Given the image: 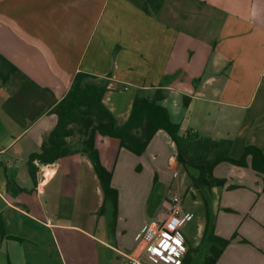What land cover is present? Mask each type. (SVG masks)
<instances>
[{
  "label": "crops",
  "instance_id": "crops-1",
  "mask_svg": "<svg viewBox=\"0 0 264 264\" xmlns=\"http://www.w3.org/2000/svg\"><path fill=\"white\" fill-rule=\"evenodd\" d=\"M137 1L0 0V55L36 85L0 79V264H149L136 234L166 218L171 195L193 214L181 264L200 246L204 205L163 131L141 156L96 137L118 191L114 231L98 214L103 195L86 156L34 162L30 175L77 73L106 81L103 103L119 124L137 94L162 91L179 135L227 140L233 159L248 146L264 154V0H161L156 10L159 0ZM213 174L226 180L211 191L215 234H237L216 264H264L260 177L227 163Z\"/></svg>",
  "mask_w": 264,
  "mask_h": 264
},
{
  "label": "trees",
  "instance_id": "trees-1",
  "mask_svg": "<svg viewBox=\"0 0 264 264\" xmlns=\"http://www.w3.org/2000/svg\"><path fill=\"white\" fill-rule=\"evenodd\" d=\"M156 1L148 0L151 5ZM160 1L155 10L158 9ZM133 2L139 4L137 0ZM144 4L146 0L143 1V8L147 9ZM1 67L6 68V75ZM8 74L17 75L24 83L36 87L0 55L2 83L6 82ZM106 92L105 80L85 73L75 75L66 95L51 110L57 117L54 129L43 142L40 151L31 155L28 160L30 175L34 177L37 173L34 162L50 165L67 156H86L103 195L98 214L109 213L110 229L114 231L118 211V191L111 184L112 171L105 168L101 162L96 147V137L113 138L119 142L121 148L141 156L155 133L163 131L175 145L176 160L186 170L192 188L199 194L204 205L205 223L201 243L193 252L198 251L201 246H206L208 255L204 258L203 264H216L237 234L230 239L215 234V213L212 208L211 191L213 188L223 187L226 180L216 178L213 174L214 169L221 163L249 168L260 177L264 192L263 152L255 146H248L239 158L233 159L229 156L230 142L227 140L215 141L189 131L184 136L179 135V126L171 121L167 109L160 104L164 97L162 91L156 92L152 98L137 94L132 101L126 122L119 124L103 103ZM184 106H187L185 100ZM189 260L186 254L183 262L188 263Z\"/></svg>",
  "mask_w": 264,
  "mask_h": 264
},
{
  "label": "built area",
  "instance_id": "built-area-1",
  "mask_svg": "<svg viewBox=\"0 0 264 264\" xmlns=\"http://www.w3.org/2000/svg\"><path fill=\"white\" fill-rule=\"evenodd\" d=\"M168 214L136 234V240L142 245L144 258L149 264H181L188 252V245L181 230L193 220V214L184 211L181 200L171 195L166 201ZM130 264H140L132 261Z\"/></svg>",
  "mask_w": 264,
  "mask_h": 264
},
{
  "label": "rangeland",
  "instance_id": "rangeland-1",
  "mask_svg": "<svg viewBox=\"0 0 264 264\" xmlns=\"http://www.w3.org/2000/svg\"><path fill=\"white\" fill-rule=\"evenodd\" d=\"M113 56L116 52V48L114 47L113 50ZM191 223L188 224L186 227L190 228ZM185 231L187 230L186 228L184 229ZM192 234L194 235V231L192 230ZM208 255L207 252V247L206 246H201L198 251L193 252L192 254V263L191 264H203L204 258Z\"/></svg>",
  "mask_w": 264,
  "mask_h": 264
}]
</instances>
